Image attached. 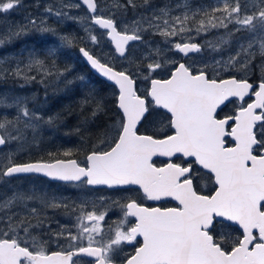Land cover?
Returning <instances> with one entry per match:
<instances>
[{
	"label": "snow or ice",
	"instance_id": "obj_1",
	"mask_svg": "<svg viewBox=\"0 0 264 264\" xmlns=\"http://www.w3.org/2000/svg\"><path fill=\"white\" fill-rule=\"evenodd\" d=\"M22 5L0 0V14ZM82 6L87 16L71 14ZM129 8L145 11L118 19ZM49 17L80 23L93 47L107 37L120 68L109 53L78 50L118 92L110 122L83 160L73 158L80 149L65 148L23 162L20 154L38 148L42 129L55 127L59 116L30 108L34 96L8 103L0 94V264H264V0H58L0 31V48L33 32L56 42L43 52L0 57V82L39 83L47 94L49 86L84 81L58 66V53L78 38L58 32ZM90 25L106 31L98 37ZM212 32L213 39L196 42ZM205 52L216 55L209 61ZM138 80L149 86L141 90ZM108 103L89 88L80 105L90 115L75 132L106 116ZM29 174L83 194L73 200L12 183ZM105 189L116 194H87ZM169 200L175 206L143 202ZM49 209L62 210L72 224Z\"/></svg>",
	"mask_w": 264,
	"mask_h": 264
},
{
	"label": "trees",
	"instance_id": "obj_2",
	"mask_svg": "<svg viewBox=\"0 0 264 264\" xmlns=\"http://www.w3.org/2000/svg\"><path fill=\"white\" fill-rule=\"evenodd\" d=\"M82 12L83 7L75 9L74 15L81 16ZM50 25L60 33L72 34L78 38L75 47L71 49H63L60 53H58L57 64L61 69L65 66H69L71 68V71L68 74L69 79H75L79 76H83L85 79L83 82L76 80V82L68 88H65L62 83L58 86H49L47 94H45L44 86L39 83L30 84V88H32L31 96H34L35 99L29 100V107L35 108L44 116L58 115L59 120L57 121L55 127H44L42 129L39 137V147H29L28 152L20 154L18 157L19 162L37 160L41 157L47 159L48 152H55L58 149L65 148L80 149V151L77 152L73 158L83 160L92 143L96 142L99 132L102 131L106 123L110 122L113 115L112 110L114 109V105L111 104L110 101L114 99L113 94L118 92L117 88L115 85L97 76L85 63L78 50L79 47H86L94 54L99 55L100 52L98 51V46L93 47L88 42L83 27L76 21L65 20L61 22L54 20ZM90 26L93 27L94 32L95 30H99L95 25ZM95 34L97 33L95 32ZM98 37L100 36L98 35ZM204 38L206 37L201 36L197 37L196 40L199 41ZM55 43L56 42L53 37L41 36L33 32L30 35L16 40L12 44L13 46H18L21 54L23 50L31 48H35L38 51L43 52ZM23 54L26 55V52ZM114 65L115 67L120 68L118 64ZM16 82L23 81L15 79L7 80L9 87ZM89 88L94 89L100 97L104 98L106 102H109L107 104L108 114L106 116L101 115L97 117L95 121H89L81 127L79 133H76L75 129L77 126L81 125L84 118L90 115L89 109L84 108L82 111L80 105V101L84 98ZM12 95L15 96L14 94ZM231 110L232 105L228 106L224 110L225 114L231 113ZM29 141H31V137H29ZM12 183L23 189L35 188L38 190V181L36 176H20L19 178H14ZM59 192H62V188H60Z\"/></svg>",
	"mask_w": 264,
	"mask_h": 264
},
{
	"label": "rangeland",
	"instance_id": "obj_3",
	"mask_svg": "<svg viewBox=\"0 0 264 264\" xmlns=\"http://www.w3.org/2000/svg\"><path fill=\"white\" fill-rule=\"evenodd\" d=\"M103 2L105 4L110 3L111 0H103ZM121 2L123 3L124 0H121ZM153 2L157 5H162L165 0H153ZM173 3L176 2V0H172ZM211 0H193L194 4H199V3H210ZM58 3V0H23V5L21 7H19L17 10L12 11L9 14H0V31H4L9 25H15L17 23H21L22 21H24L25 17L28 16H40V14L43 12V8L45 5L48 4H53L56 5ZM39 5V6H37ZM83 7V12L81 14V16H87V9ZM145 10L142 8H138L136 10V13H133L132 9H128L127 15L126 16H121L118 17V19H123L126 21H131L132 19L135 18L136 14H140L143 13ZM179 10H177L178 12ZM71 14L74 15L75 14V9L71 10ZM56 20L55 17H49L47 22L49 25L52 23V21ZM57 21V20H56ZM65 21V20H64ZM95 32L100 36L101 33L105 32L102 31L101 29L99 30H95ZM216 33L212 32L209 33L206 38L207 39H213L215 37ZM203 37V36H202ZM146 39L152 40L154 42H159L161 40V38L159 36H146ZM205 39V38H204ZM204 39L201 40H196V42L198 43H203ZM101 44L98 46V51L100 52H106L109 53L110 56L114 57L112 59V63L114 64H118V66L121 67V61L118 57H116V54L114 53V49L112 47V45L110 44V42L108 41L107 37H103L101 38ZM143 49L140 48L137 52V54H139V52H142ZM20 55V50L18 49V46H13V44L10 45H6L4 48H0V57H9V58H13V57H18ZM213 55H216L214 53H210V52H205L204 53V58L211 61V58ZM198 59V55H194L193 56V60H197ZM189 62V61H187ZM138 86L141 90L146 89L149 85L146 81H142V80H138ZM0 94H7V96L9 97L8 103L12 102V98L14 97H32V88H30V84H24L23 82H16L13 83L12 86H8L7 84V80L4 82H0ZM14 94L15 96H10V95ZM0 111H4V109H0ZM7 113L11 116L12 114L15 113V109H7ZM12 149H15L16 145L13 144L10 146ZM83 193L81 192V190H78V194L75 195V199L78 196H81Z\"/></svg>",
	"mask_w": 264,
	"mask_h": 264
},
{
	"label": "flooded vegetation",
	"instance_id": "obj_4",
	"mask_svg": "<svg viewBox=\"0 0 264 264\" xmlns=\"http://www.w3.org/2000/svg\"><path fill=\"white\" fill-rule=\"evenodd\" d=\"M186 61H188V59L186 58ZM230 106V105H229ZM226 109V108H225ZM232 109H233V105H232ZM232 111V110H231ZM160 160H163L164 158H158ZM37 177V181H38V190H43L44 192H49V193H55L57 195H64L66 197H70L71 199L75 200V195L78 194V190L74 187H71L70 185H66L64 182L61 181H56V180H51L47 177H44L43 175H36ZM60 188H62V192L60 191ZM203 191L207 192L209 191V189H203ZM91 198H95L96 196H100V195H115L116 193L112 192L111 190H101V191H89L87 193ZM139 198V197H137ZM146 205L148 206H162V207H173L175 206V202L174 201H167V202H152V201H143ZM48 214L50 216H54L55 220H58L61 224H72V220L63 215V211L62 210H58L55 213L53 212V210L49 209L48 210ZM118 212L117 213H110V216L112 219H117L118 218ZM53 228L56 227V224L54 223ZM56 245L53 244L52 245V249L55 250ZM128 251H131V248L129 247L127 249Z\"/></svg>",
	"mask_w": 264,
	"mask_h": 264
},
{
	"label": "water",
	"instance_id": "obj_5",
	"mask_svg": "<svg viewBox=\"0 0 264 264\" xmlns=\"http://www.w3.org/2000/svg\"><path fill=\"white\" fill-rule=\"evenodd\" d=\"M84 7H86V6H84ZM98 28H99V26H97ZM101 29V28H100ZM102 30H104V29H102ZM104 31H106V30H104ZM113 46V45H112ZM84 48H86V47H84ZM113 48H114V46H113ZM87 49V48H86ZM82 56V55H81ZM82 58L84 59V61H85V63L90 67V69L97 75V76H99V77H101L102 79H104V80H106V81H108L105 77H102L99 73H97L96 72V70L95 69H93L91 66H90V64L87 62V60H86V58H84L83 56H82ZM182 62H185V61H182ZM109 83H111V84H113V85H115L113 82H111V81H108ZM116 86V85H115ZM117 87V86H116ZM117 90H118V88H117ZM155 159V158H154ZM29 175H36V174H29ZM38 175V174H37ZM48 178V177H47ZM50 179V178H49ZM52 180V179H51Z\"/></svg>",
	"mask_w": 264,
	"mask_h": 264
}]
</instances>
